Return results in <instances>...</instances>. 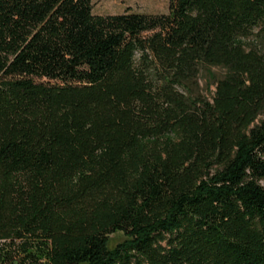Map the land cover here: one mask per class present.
Masks as SVG:
<instances>
[{"label":"trees","instance_id":"trees-1","mask_svg":"<svg viewBox=\"0 0 264 264\" xmlns=\"http://www.w3.org/2000/svg\"><path fill=\"white\" fill-rule=\"evenodd\" d=\"M93 1L0 0V264H264V0Z\"/></svg>","mask_w":264,"mask_h":264},{"label":"rangeland","instance_id":"rangeland-1","mask_svg":"<svg viewBox=\"0 0 264 264\" xmlns=\"http://www.w3.org/2000/svg\"><path fill=\"white\" fill-rule=\"evenodd\" d=\"M91 12L93 15H115L124 12L160 15L167 13V0H95L92 2ZM248 44L257 51H264V30L253 31ZM203 84V82H200ZM212 90V89H210ZM123 239L122 235L115 233L109 236V246ZM2 241H0V247Z\"/></svg>","mask_w":264,"mask_h":264}]
</instances>
